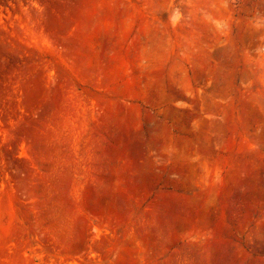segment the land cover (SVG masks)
Segmentation results:
<instances>
[{"label":"rangeland","instance_id":"374dc122","mask_svg":"<svg viewBox=\"0 0 264 264\" xmlns=\"http://www.w3.org/2000/svg\"><path fill=\"white\" fill-rule=\"evenodd\" d=\"M261 2L0 0V264H264Z\"/></svg>","mask_w":264,"mask_h":264},{"label":"bare ground","instance_id":"6f19581e","mask_svg":"<svg viewBox=\"0 0 264 264\" xmlns=\"http://www.w3.org/2000/svg\"><path fill=\"white\" fill-rule=\"evenodd\" d=\"M260 1V0H259ZM258 9H256V13L252 21L248 24L246 36L250 37V34L254 36L255 34L258 35L257 25L260 24L264 20V0H262L261 4ZM243 45L244 52L247 56L254 57L257 53L264 48V34L257 36L256 38H249L245 39ZM227 60L226 58H224ZM232 59H234L232 57ZM252 59V58H251ZM250 59V60H251ZM229 61V60H228ZM223 76H225L223 74ZM248 79V73L244 71L241 75V82H244ZM229 85V83H227ZM230 86V85H229ZM226 96V91L220 89L218 87V80H214L212 82L210 92L204 96V105L208 110H211V101L213 99H223Z\"/></svg>","mask_w":264,"mask_h":264}]
</instances>
